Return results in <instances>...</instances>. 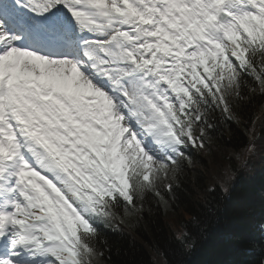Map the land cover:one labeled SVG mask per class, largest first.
<instances>
[{
  "label": "snow or ice",
  "instance_id": "obj_1",
  "mask_svg": "<svg viewBox=\"0 0 264 264\" xmlns=\"http://www.w3.org/2000/svg\"><path fill=\"white\" fill-rule=\"evenodd\" d=\"M256 97L264 0H0V264H109L107 233L173 207L218 127H243L247 164Z\"/></svg>",
  "mask_w": 264,
  "mask_h": 264
},
{
  "label": "trees",
  "instance_id": "obj_2",
  "mask_svg": "<svg viewBox=\"0 0 264 264\" xmlns=\"http://www.w3.org/2000/svg\"><path fill=\"white\" fill-rule=\"evenodd\" d=\"M264 98L256 97L244 109L250 125L257 119L255 153L241 166L234 157L247 142L242 126L231 125V137L223 128L213 133L212 155L192 150L194 164L185 169L173 207L162 210L154 200L144 218L134 227L107 233L109 264H160L157 251L166 252L171 264H259V246L264 234ZM224 145L221 152L217 145ZM229 156L232 158L229 159ZM231 168L235 172L228 193L208 191L214 180ZM168 212L176 216H166ZM195 218V219H194ZM191 234L194 247L181 251L173 240L174 227ZM231 234L230 237L225 236Z\"/></svg>",
  "mask_w": 264,
  "mask_h": 264
},
{
  "label": "rangeland",
  "instance_id": "obj_3",
  "mask_svg": "<svg viewBox=\"0 0 264 264\" xmlns=\"http://www.w3.org/2000/svg\"><path fill=\"white\" fill-rule=\"evenodd\" d=\"M228 136H230V135H228ZM263 196H264V193H263ZM166 216H167V217H168V216H169V217H170V216L172 217V216H176V214H173L172 212H168V213L166 214ZM177 223H178L179 226L174 227V229H173L175 233H178V232L182 231V226H180V225H181L180 220H177ZM230 235H231V234H227V235H225V236L230 237Z\"/></svg>",
  "mask_w": 264,
  "mask_h": 264
}]
</instances>
